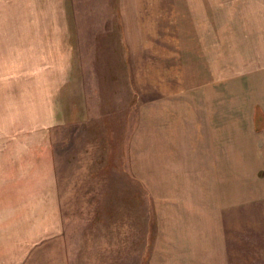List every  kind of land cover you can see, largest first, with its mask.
Returning <instances> with one entry per match:
<instances>
[{"label":"rangeland","instance_id":"374dc122","mask_svg":"<svg viewBox=\"0 0 264 264\" xmlns=\"http://www.w3.org/2000/svg\"><path fill=\"white\" fill-rule=\"evenodd\" d=\"M199 1V24L175 25L162 55L130 59L114 53L115 39L97 56L70 51L93 30L113 33L99 21L106 3L76 13L70 0H0V163L30 156L23 132L41 131L43 105L24 92L44 84L37 136L47 175L61 178L46 220L64 239L59 254L46 231L45 253L30 257L37 242L10 207L19 201L0 198V264H96L105 248L115 264H183L180 248L225 236L227 250L207 256L264 264V172L248 175L258 163H244L262 152H232L264 144V0ZM38 35L44 50L28 46ZM75 101L81 111L65 119ZM14 133L21 152L8 151Z\"/></svg>","mask_w":264,"mask_h":264},{"label":"crops","instance_id":"0c3cea01","mask_svg":"<svg viewBox=\"0 0 264 264\" xmlns=\"http://www.w3.org/2000/svg\"><path fill=\"white\" fill-rule=\"evenodd\" d=\"M75 2L76 7L73 9L78 13L77 9L81 8V11L86 13L91 8L97 10L101 5L108 4L102 22L105 27L108 26V31L113 33H107L104 31L100 34V31L93 30L89 32L87 43H82L81 46H76L72 44L70 46V51L72 55L76 53L75 50H89L94 56L100 55L102 53L103 47L108 44L111 40L115 39L114 53L121 56H129L131 59L134 56L146 57L149 55H162V51L167 46L163 44L166 40H171V35L175 34V25L181 24H199L195 23L201 16H204V12L200 10L204 8L203 1L199 0H70ZM106 3V4H105ZM252 1L249 3V7H252ZM82 17L79 18L76 24H80ZM117 23L116 27H113L114 23ZM122 26V27H120ZM113 27V28H112ZM28 46H32L35 49L44 50L46 44L45 38H41L40 35ZM180 38V36H176ZM54 37L53 39H55ZM148 38L154 40V44L147 42ZM193 38H199V36H193ZM74 39L73 37L70 38ZM31 39L29 38L28 41ZM147 42V43H146ZM72 43V42H71ZM54 50V46L52 45ZM140 70L139 68H134ZM37 84V85H36ZM32 83L29 86L30 92H24V94L29 95L28 100L36 102V104H42L43 109L38 110V131L37 129L31 128L23 132V136L29 137V141H34L30 149V156L24 160H19L18 163H0V198H11L13 200L19 201L16 204L10 205V207H15L20 209V217L23 219L22 231H27L29 233V238L31 242H37L34 244L28 243L26 248H30V257L38 255L39 253H45L46 247V231L54 232L52 233L53 241L57 242L50 247L57 248L59 254L62 250L63 237L61 236L62 225L59 224H48L46 220L47 215V197L51 196L50 192L52 187H55V194L59 192V184L61 183V178L57 174L47 175V164L45 163V151H47L45 144L40 146L38 136H45L46 125L43 120L46 116L44 110H46V98L43 95L45 93V85L37 81V83ZM41 95V100H40ZM37 98V99H36ZM78 98V96H77ZM71 100V99H70ZM80 102L75 101L70 104V115H66L65 119L77 118L79 114ZM73 108V109H72ZM28 109V107H27ZM29 110V109H28ZM31 111V110H30ZM32 112V111H31ZM83 113L86 109L82 110ZM41 113V116H40ZM34 124V123H33ZM90 135L94 134L89 131ZM23 136L14 133L12 135L13 144L15 146H9L8 151L10 152H21L24 150L23 147H18L23 142ZM231 137V134H229ZM36 137V138H35ZM221 141V133L218 137ZM17 139V140H15ZM35 139V140H34ZM25 144V143H24ZM30 144V143H28ZM251 149V148H250ZM247 150L245 148H240L232 151H249V152H262V158L256 157L255 161L253 159L246 160L244 163H258L254 167H250L247 172L248 175H257L260 172H264V144L261 150L253 148L252 150ZM220 152L218 150H215ZM20 157V156H18ZM32 161H29V159ZM23 163H22V162ZM51 167H55V163H51ZM246 167V166H245ZM5 168V170H2ZM54 172V171H53ZM246 174V172H244ZM90 184L98 183L99 179L93 177L89 179ZM55 207V213L61 214V208L63 204L57 203L52 205ZM4 213H2L3 215ZM220 224V225H219ZM221 224L224 225L223 221H219L218 225L221 228ZM225 226V225H224ZM57 234H56V233ZM216 232V231H215ZM213 232V234L215 233ZM41 233V234H40ZM24 234H22V237ZM41 238V241H40ZM213 238V235H212ZM209 236V240H211ZM228 244L225 237H221L211 244V246L205 245L203 247L188 248L184 250L180 248V252L176 253L175 258L180 259L183 264H230L229 257L225 260L224 256H207L210 253L220 250H227ZM143 250V249H141ZM29 252V251H28ZM225 252V251H223ZM147 250H145V254ZM98 254V260L96 264H115L112 254L113 251L109 249H104L101 253L100 249L95 252V256ZM144 254V252L142 253ZM102 257V258H101ZM151 257V255H150ZM40 258V256H39ZM92 260L89 259L85 261L82 259L83 264H88ZM173 264V261L170 260Z\"/></svg>","mask_w":264,"mask_h":264}]
</instances>
